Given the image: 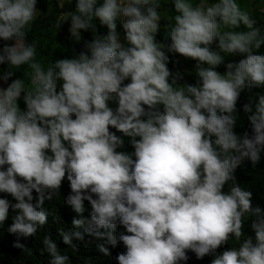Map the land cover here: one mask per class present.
<instances>
[{"label": "clouds", "instance_id": "clouds-1", "mask_svg": "<svg viewBox=\"0 0 264 264\" xmlns=\"http://www.w3.org/2000/svg\"><path fill=\"white\" fill-rule=\"evenodd\" d=\"M66 4L54 27L69 23L75 41L81 30L94 38L72 58L45 63L38 41L28 39L37 0H0V65L7 66L0 73V193L15 201L0 197V225L12 209L14 246L24 249L19 238L47 223L45 201L66 178L64 203L77 216L58 232L73 251L88 236L106 256L122 242L118 264H187L188 252L197 260L215 254L210 264H264V208L236 177L245 161L255 165L264 154V92H252L264 89V22L238 0L58 6ZM97 20L106 35L97 34ZM162 28L170 43L157 41ZM168 53L197 62L195 85L178 83ZM221 53L242 58L221 74ZM17 70L22 78H14ZM245 89L251 131L237 134ZM125 137L131 153L118 150ZM230 238L235 245L217 254ZM43 244L49 264H71L49 236Z\"/></svg>", "mask_w": 264, "mask_h": 264}, {"label": "trees", "instance_id": "trees-1", "mask_svg": "<svg viewBox=\"0 0 264 264\" xmlns=\"http://www.w3.org/2000/svg\"><path fill=\"white\" fill-rule=\"evenodd\" d=\"M241 7L247 11L248 10V0H238ZM59 0H37V8L39 14L36 21L33 23L32 29L29 32L28 39L38 41V51L42 57L45 58V63L47 60L55 61L61 58H72L73 55L78 54L80 51L85 50V42L90 41L94 38V33L92 30L84 31L81 30L80 41H75L71 38L69 33V23H65L60 29L54 27L57 17L62 11L69 10V6L66 4L65 9H60ZM256 3L253 9L249 11L255 18L260 19L264 22V7L260 10ZM168 14L171 15V6L167 5ZM74 10V0L71 6ZM99 35H106L108 29L106 26H100L99 21H96ZM244 30L243 26L237 31ZM118 31L121 33L123 29L118 25ZM157 41L162 44L170 43V40L165 38L163 33V28L161 32L157 33ZM3 42H0L2 44ZM215 48V45L212 46ZM170 57V62L168 64L169 69L173 74L179 72L182 75V79L178 81L180 85L191 84L195 85L197 83V77L195 75L196 61L191 58H186L178 53H168ZM224 62L217 67V71L224 74L226 71L225 65L229 62H238L242 57L240 55L224 54ZM178 57L183 58L184 62L187 63V68L182 67L181 62H178ZM39 58V57H38ZM7 70L6 65H0V73ZM22 70H17L16 77L22 78ZM11 82V81H9ZM126 81L125 83H127ZM252 92H264V89H253ZM252 92L245 89L241 93L240 98L237 102V110L239 118L235 127L237 134H242L244 131H251L250 122L247 120V116L243 112V105L249 102ZM110 106L116 107L114 102H110ZM21 107H23V102L21 101ZM111 131H116L115 129H110ZM117 135H122L117 132ZM125 144L119 151H127L129 153L133 152L131 144L128 138H124ZM236 177L242 186H245L252 191V203L254 206H260L264 208V154L261 156V160L253 165L250 161H245L237 170ZM227 190V185L225 186ZM70 183L65 178L62 182L61 188L59 189L58 195L54 196L52 200H46L44 207L49 210L50 215L48 217L47 223L42 226L37 234L28 238H19L20 241L25 245L24 249L17 248L14 246L18 237L15 234L8 232V228L12 223V216L15 214L12 209L9 210V218L3 224L0 225V264H49L50 257L47 252L42 251L44 249L43 239L45 236H49L54 242L57 243L58 248L61 253L65 252L68 254L71 264H118L116 257L119 253L125 252L126 248L121 242L116 247H111V255L106 256L100 253L96 247L99 241L95 237H85V241H74L78 245V248L73 251L68 245L62 242V238L59 236L58 229L63 227L66 230L71 227V221L73 217L77 216V213L73 209L64 203V199L70 193ZM35 195V193H34ZM7 197L11 202H15L14 199L6 194L0 193V197ZM86 206L88 211L84 213V216H89L91 211L90 205L86 201ZM250 221H245L244 231L247 234H251V230L248 227ZM117 231H126L123 227H119ZM235 245L234 238H230L228 243L222 245L217 249V254L222 253L224 250L231 248ZM214 255H206L202 260H197L195 254L188 252L189 260L187 264H210V261L214 259Z\"/></svg>", "mask_w": 264, "mask_h": 264}, {"label": "rangeland", "instance_id": "rangeland-1", "mask_svg": "<svg viewBox=\"0 0 264 264\" xmlns=\"http://www.w3.org/2000/svg\"><path fill=\"white\" fill-rule=\"evenodd\" d=\"M255 3L258 5L256 7H258L260 10L263 9L264 0H248V10L249 11H251L253 9V6H254ZM178 62L183 63L184 62L183 58L178 57ZM187 63H188L187 61L184 62V64H182V67L187 68ZM2 84H3V82L0 81V85H2Z\"/></svg>", "mask_w": 264, "mask_h": 264}]
</instances>
